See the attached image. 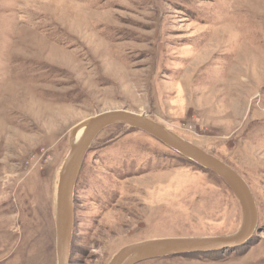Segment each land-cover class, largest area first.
I'll return each mask as SVG.
<instances>
[{
	"label": "rangeland",
	"instance_id": "374dc122",
	"mask_svg": "<svg viewBox=\"0 0 264 264\" xmlns=\"http://www.w3.org/2000/svg\"><path fill=\"white\" fill-rule=\"evenodd\" d=\"M112 109L228 164L258 210L243 245L135 264H264V0H0V264H56L55 192L71 131ZM240 224L217 175L113 124L78 174L69 260L108 264L133 242Z\"/></svg>",
	"mask_w": 264,
	"mask_h": 264
},
{
	"label": "water",
	"instance_id": "95a60500",
	"mask_svg": "<svg viewBox=\"0 0 264 264\" xmlns=\"http://www.w3.org/2000/svg\"><path fill=\"white\" fill-rule=\"evenodd\" d=\"M113 124H126L138 128L179 155L217 175L238 201L241 224L235 232L228 235L163 237L133 242L121 247L108 264H135L159 257L234 248L250 239L258 225L257 205L250 187L233 168L143 114L124 109H112L87 117L75 125L71 131V147L59 172L55 192L56 264H70L74 192L83 160L99 132Z\"/></svg>",
	"mask_w": 264,
	"mask_h": 264
}]
</instances>
